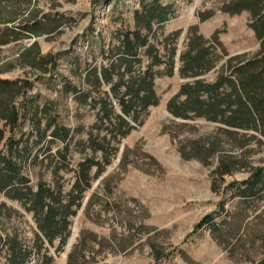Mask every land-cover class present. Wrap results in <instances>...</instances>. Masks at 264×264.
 Here are the masks:
<instances>
[{
  "label": "rangeland",
  "instance_id": "obj_1",
  "mask_svg": "<svg viewBox=\"0 0 264 264\" xmlns=\"http://www.w3.org/2000/svg\"><path fill=\"white\" fill-rule=\"evenodd\" d=\"M242 4L254 9L249 0H0V78L17 83L0 86V115L11 108L19 114L14 125L0 118V161L12 160L33 190L44 183L62 194L80 164L102 166L98 174L94 163L87 169L90 185L68 217L63 246L59 238H44L38 248L42 233L33 212L0 190V264H10L12 244L27 251L25 264L40 263L43 254L48 264H256L264 258V188L241 193L258 170L264 182V125L227 121L229 111L214 101L229 86L208 93L221 74L235 77L234 64L261 52L264 35L255 32L253 10L229 11ZM156 5L167 6L168 18L152 21L149 30L145 9ZM259 5L264 14V0ZM25 23L37 33L20 32ZM134 30L160 59L151 65L158 102L138 104L136 118L122 112L111 83L95 87L90 73L109 66L123 34ZM138 57L135 67L144 71L152 56L141 47ZM183 85L190 86L188 99ZM107 97L111 109L103 106ZM115 114L128 122L123 135ZM51 117L74 130L70 140L44 131ZM207 215L210 222L199 226Z\"/></svg>",
  "mask_w": 264,
  "mask_h": 264
},
{
  "label": "trees",
  "instance_id": "obj_2",
  "mask_svg": "<svg viewBox=\"0 0 264 264\" xmlns=\"http://www.w3.org/2000/svg\"><path fill=\"white\" fill-rule=\"evenodd\" d=\"M249 1L254 3V9L246 4H242L229 11L253 10V15L256 18V23L253 24V27L257 36L261 38L264 35V14H261L260 0ZM168 12L167 6L161 5L145 9L147 29H151L152 21L156 23L165 21L168 18ZM18 27L20 28V32L30 35L37 33L35 24L30 25L29 23H25L20 24ZM11 33L15 32L11 31ZM130 34L133 35V38L130 37ZM141 47H145L146 55L152 56L151 63L147 65L144 71L138 70L135 67L136 64L142 62V59L138 57V51ZM152 50L153 46L149 44L146 35L142 36L137 30L126 32L120 40L118 54L114 55L115 59L110 62L109 66H101L99 69L92 68L90 70L94 78V86L100 87L102 81L111 83V91L118 99L122 112L126 115L133 114V118H136L135 108L138 104L141 108L145 109L147 106L158 102V97L153 88L154 73L151 70V65L159 63L160 59L156 55L153 56ZM187 67L192 69V74H196L193 66L188 64ZM232 72L235 77L221 74L214 83L208 86V93L210 94H212V91H217L223 85L229 86V90L224 91L223 96L219 100H213L214 103L220 102L224 105V108L220 111H229L227 121L233 125L240 127L250 126L251 124H255L257 120H260L261 124L264 125V41L262 42L261 52L257 56L241 64H234ZM125 75H127L126 78ZM115 76H117L116 81H114ZM200 83L199 80L195 81L194 88L197 89ZM16 84L15 81L0 78V86H12ZM121 86L124 87V91L122 92L119 91ZM189 87L188 85H183L181 91V93L186 94L187 99L190 97V93H188ZM65 88L76 93L75 88L68 85ZM217 97L215 96L210 99H216ZM103 106L105 108L107 106L110 109L112 108L108 97L105 99ZM114 117L118 123V131L123 135L125 132L121 131V128L128 125V122L121 114H115ZM0 118L5 120L4 125L6 123L14 125L19 118V114L15 108H11L9 112L2 113ZM50 128V135L53 140L58 139L65 142L70 140L74 134V130L72 131L70 128L58 124L53 117L47 122L44 131ZM3 136L4 128L0 127V143L3 140ZM15 143L17 144L18 140ZM99 147L104 149L102 146ZM0 163V174L3 176L0 178V190L7 192L9 197L21 201L27 210L33 212V216L42 233L41 235H36L37 247H42L44 238L49 242H52L54 238H59V244L63 246L69 235L70 222L68 217L75 214L77 208L81 206L82 192L90 185L87 169L94 163L98 165L95 173L98 174L102 170V166L90 160L80 164L81 170L77 173L71 189L67 193L62 194L59 188L58 190H54L44 183H38L36 190H33L28 185L26 178L18 176V167L12 160L1 158ZM243 183L245 188L241 192L242 195L250 196L259 193L264 188L262 172L258 170L250 179L245 180ZM208 222H210V216L207 215L201 219L199 226ZM9 248L11 249V255L9 256L10 264H25L27 251L22 249L20 245L15 246L12 244ZM17 248L24 251L21 258L17 256ZM50 261L51 258L43 254L41 262L37 264H48ZM256 264H264V258Z\"/></svg>",
  "mask_w": 264,
  "mask_h": 264
},
{
  "label": "water",
  "instance_id": "obj_3",
  "mask_svg": "<svg viewBox=\"0 0 264 264\" xmlns=\"http://www.w3.org/2000/svg\"><path fill=\"white\" fill-rule=\"evenodd\" d=\"M73 238H74V234L71 236V238L67 242V248H69V246L71 245Z\"/></svg>",
  "mask_w": 264,
  "mask_h": 264
}]
</instances>
